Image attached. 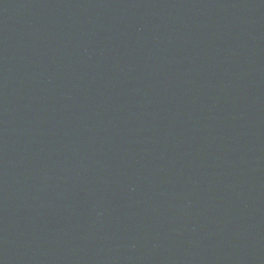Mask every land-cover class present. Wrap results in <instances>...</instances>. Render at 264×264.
Here are the masks:
<instances>
[{
  "label": "water",
  "instance_id": "obj_1",
  "mask_svg": "<svg viewBox=\"0 0 264 264\" xmlns=\"http://www.w3.org/2000/svg\"><path fill=\"white\" fill-rule=\"evenodd\" d=\"M0 264H264V0H0Z\"/></svg>",
  "mask_w": 264,
  "mask_h": 264
}]
</instances>
